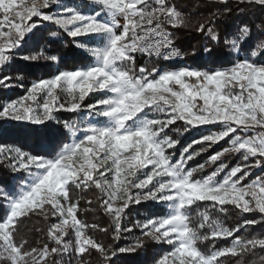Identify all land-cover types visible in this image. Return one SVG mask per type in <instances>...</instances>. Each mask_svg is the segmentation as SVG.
Returning a JSON list of instances; mask_svg holds the SVG:
<instances>
[{"label": "snow or ice", "instance_id": "1", "mask_svg": "<svg viewBox=\"0 0 264 264\" xmlns=\"http://www.w3.org/2000/svg\"><path fill=\"white\" fill-rule=\"evenodd\" d=\"M207 2L227 4L229 0ZM234 2L264 7V0ZM87 3L95 6L92 13L70 6L58 11L61 0H0V69L43 24L55 26L74 42L85 37L102 40L95 47L74 43L94 62L33 83L24 96L0 107V121L41 126L53 121L55 113L82 111L107 121L102 126L65 122L70 142L51 159L0 146V160L6 161L14 174L27 175L26 182L12 191L0 188V264H62L56 258L65 256L70 257L67 264H87L84 257L92 251L99 255L101 264H114L117 255L134 254L143 248L145 238L171 247L157 264H221L222 258L229 257L240 258L238 264H245L246 256L255 257L252 264H264V255L257 256V250L264 252V238L237 236L264 223V178L245 183L250 169L264 167V64L255 62L264 56V40L253 45L249 59L238 60L226 70L208 73L182 69L157 75L155 68L137 69L136 58H182L174 48L170 29L185 27L186 20L175 4L171 0ZM257 27L264 32V26ZM197 32L213 42L220 39L203 23ZM250 35L251 29L242 26L224 43L242 50ZM57 36V31L50 33L51 39ZM20 59L59 62L57 56H47L43 51ZM11 81V76L0 78V87H12ZM94 93L105 95L85 109L84 101ZM178 121L187 126L186 130L217 124L223 130L194 141L173 163L166 153L178 142L167 136V131ZM230 137V146L211 156L208 164L216 165L228 154H242V166L225 173L227 165L220 164L207 177L194 179L205 166L186 170L187 165L208 149H192L216 145ZM89 188L100 193L99 206L112 218V239L119 241L136 228L142 235L135 242L106 249L87 235L89 229L109 231L78 219L80 200L73 199L72 189L86 192ZM145 202L166 204L167 215L137 221L134 228L125 227L126 210ZM198 205L205 207L199 209ZM225 206L242 215L259 214L261 219L243 221L229 230L213 216L225 214ZM192 209H196L195 214ZM31 215L58 220L46 233L51 247L46 244L26 250L27 241L16 243L19 222ZM70 233L72 241L66 240ZM217 240L230 241V245L216 249ZM210 241L208 254L201 252L198 245Z\"/></svg>", "mask_w": 264, "mask_h": 264}, {"label": "trees", "instance_id": "2", "mask_svg": "<svg viewBox=\"0 0 264 264\" xmlns=\"http://www.w3.org/2000/svg\"><path fill=\"white\" fill-rule=\"evenodd\" d=\"M177 7L178 11L184 16L186 26L180 29H170L174 37V46L183 57L186 66L206 69L207 71H214L216 68H226L234 65L236 60H243L242 53L249 54L253 45L257 41L264 40V32H261L257 26H264V7L254 4H239L234 0H229L227 4L209 3L207 0H171ZM81 10L93 12L95 7L88 6V4H81ZM214 21V23H209ZM206 24L212 27L219 35V41L213 42L206 34L198 33L197 27L200 24ZM242 26H248L251 29V35L243 44L241 56L235 58L230 46L224 43L225 38H232L238 33ZM58 32L55 39L50 38V33ZM32 42L24 51V55H33L43 51L47 56H57L58 63H51L40 60L37 62H25L20 58H15L12 63L3 69V77L11 76L13 87L10 90H0V100H13L17 97L23 96L27 89L34 83L40 80H47L63 71H74L88 67L93 63L92 58L88 57L84 52L74 47V43L83 42L88 44L90 40L87 38L77 39L75 42L67 37L62 31L56 29L53 25L39 28L32 34ZM208 49H211L209 52ZM258 63L264 64V56H258ZM136 67H147L149 69L155 68L157 75L161 72L174 70L182 67V64H171L161 60L147 59L145 57L136 58ZM21 76V80L16 77ZM101 94H93L85 100V107L96 103L102 99ZM82 113H60L57 115L55 122L49 121L46 124L36 127L34 125L23 124L15 121H1L0 122V145L14 146L21 151L28 152L32 155L44 156L45 158H53L56 153L62 148L65 143L70 142V136L64 129V123L82 124L80 118ZM89 114H86V119ZM153 114L148 113L151 117ZM183 122L178 121L171 126L167 131V136L172 140L177 141V146L169 150L168 155L172 161H177L182 151L196 140H201L204 137L219 133L223 130L222 125H206L197 128H190L186 130ZM231 137L216 145H196L192 149L195 151H202L207 148V151H202V154L195 160L188 163L186 170L198 168L204 165L203 172H197L194 179H202L210 175L220 164L227 165L225 173L234 167L243 164L242 154H228L217 162L216 165H209L208 160L211 156L224 151L230 146ZM255 161L249 160L248 163ZM251 175L245 183L254 180L257 177L264 175V167L250 169ZM225 173H222L217 180H221ZM16 181L11 169L5 162L0 161V186L10 190ZM73 199H79L78 219L85 225H96L98 228H107V233L97 230L89 229L87 235L92 239L102 244L106 249H119L127 247L129 244L136 241L141 232L134 228L137 221L143 223L149 218H156L164 216L166 209L163 206L154 204L152 202H145L140 205L131 206L126 210V218L124 220L125 227H133L134 231L131 233H124L119 241L112 239V218L106 215L100 208V193L95 188H89L86 192L78 189H72ZM88 200L93 203L89 205ZM205 205H198L197 208L203 209ZM196 209H192L195 214ZM3 210L0 209V214ZM223 215L213 213L214 218L221 221L224 227L229 230L236 227L243 221L261 219L259 214L242 215L238 210L231 206H225ZM49 218L45 221L42 217L31 215L23 218L17 227L15 240L17 244L27 241L25 244L26 250L32 248H41L44 245L51 247L48 238L47 230L55 222ZM243 239H250L252 237L264 238V223L258 224L255 227H248L237 233ZM73 239L70 233L66 240ZM144 247L138 249L134 254L117 255L114 259V264H157L158 260L163 257L164 253L169 250V246L164 244H156L145 238L143 241ZM212 242L200 244L198 247L200 251L208 254ZM216 249L228 247L230 241H215ZM264 255V252L257 250V256ZM57 257L56 259H59ZM255 257H244L245 264H252ZM87 264H101L100 257L95 251L86 254L84 257ZM240 258H222L221 264H238ZM69 258L63 264H67Z\"/></svg>", "mask_w": 264, "mask_h": 264}, {"label": "rangeland", "instance_id": "3", "mask_svg": "<svg viewBox=\"0 0 264 264\" xmlns=\"http://www.w3.org/2000/svg\"><path fill=\"white\" fill-rule=\"evenodd\" d=\"M81 4H88V6H91V7H95V6H93V5H91V4H89V3H87V0H61V4H60V7L57 9L58 11L59 10H63L64 8H66V7H68V6H70V7H73V8H75V9H77V10H79V11H81V12H83V13H85V14H88V13H91V12H89V11H83V10H81V8H80V5ZM50 14H55V13H50ZM36 22H38V21H36ZM39 23V22H38ZM49 25H51V24H43L40 28H43V27H47V26H49ZM55 27V26H54ZM33 34V33H32ZM32 34H30L28 37H26V41H25V43L23 44V46L20 48V49H18V50H16L13 54H12V59H11V62L8 64V65H10L11 63H12V61L15 59V58H20L21 56H25L24 55V51L27 49V47L31 44V42H32V38H33V35ZM85 38H87L88 40H90L89 41V43L88 44H86V46H92V47H95V46H100L101 44H102V40L100 39V38H98V37H85ZM77 39H80V38H77ZM77 43V42H76ZM80 50V49H79ZM230 50L233 52V54H234V56H235V58H237V57H240L241 56V52H240V50L238 49V50H233L231 47H230ZM81 51V50H80ZM242 57H243V60L244 59H249V55H247V53H242ZM258 58V57H257ZM257 58H256V60H255V62L257 63V64H263V63H258L257 62ZM238 60H236L235 61V63L237 62ZM94 62V61H93ZM234 63V64H235ZM7 65V66H8ZM233 66V65H232ZM232 66H229V67H226V68H216L214 71H207L208 73H213V72H215V71H218V70H226V69H228V68H230V67H232ZM5 68V67H4ZM3 68V69H4ZM3 69H0V78H3ZM182 69H186V68H178V69H174V70H169V71H166V72H174V71H179V70H182ZM63 72H65V71H63ZM161 73H165V72H161ZM160 73V74H161ZM53 78V77H52ZM51 79V78H50ZM48 80V79H47ZM35 83V82H34ZM12 85H13V83H12ZM13 87V86H12ZM12 87H10V88H7V89H4V88H2V87H0V90H10ZM31 87V86H30ZM29 87V88H30ZM26 94V93H25ZM24 94V95H25ZM94 94H101L103 97H104V93H94ZM23 95V96H24ZM91 95H93V94H91ZM90 95V96H91ZM22 96H20V97H17L16 99H13V100H9V99H6V100H4V101H1L0 100V107H2L5 103H8V102H12V101H15V100H17V99H19V98H21ZM102 97V98H103ZM87 99V98H86ZM61 102H63V97H61ZM83 107L86 109L87 107H85V101H84V105H83ZM60 113H64V112H59V113H55V119L52 121V122H55V120H56V118H57V115L58 114H60ZM79 114H80V112H79ZM86 114H88L86 111H84V113H82V117L80 118V120H81V123L82 124H93V125H97V126H102V125H104V124H106L107 123V121L106 120H103L102 118H98V117H87L88 119L87 120H85L86 119ZM142 116L144 115V114H141ZM89 116V115H88ZM4 121H6V122H10L11 120H4ZM1 122V121H0ZM16 122V121H15ZM19 123H23V124H27V123H24V122H19ZM29 125V124H28ZM35 126V125H34ZM42 126V125H41ZM36 127H40V126H36ZM0 146H2V145H0ZM4 147H14V146H7V145H5ZM14 148H16V147H14ZM166 155H168V153H166ZM169 156V155H168ZM170 159H171V157H170ZM172 160V159H171ZM0 161H2V162H5L6 164H7V162L6 161H3V160H0ZM176 162V161H175ZM174 161H173V163H175ZM8 166V165H7ZM148 170H145V172H147ZM14 174V173H13ZM14 176H16V181L14 182V184H13V186H12V188L10 189V190H8V191H12L13 189H16L19 185H22V184H24L25 182H26V180H27V175L25 174V173H15L14 174ZM261 178H264V175L263 176H260ZM141 178H143L142 177V175H141ZM0 188H3V189H5L4 187H1L0 186ZM5 190H7V189H5ZM152 203H154V204H157V203H155V202H152ZM158 205H160V206H163L165 209H166V213H165V215H167V213H168V206L166 205V204H158ZM133 206H135V205H133ZM159 217H162V216H159ZM159 217H156V218H159ZM58 222V220H56L54 223H57ZM53 223V224H54ZM142 235V234H141ZM140 235V236H141ZM72 240H74V236H73V239H71V240H68V241H72ZM133 242H135V241H133ZM132 244V243H131ZM131 244H129V245H131ZM128 245V246H129ZM165 245V244H164ZM168 246V245H167ZM171 251V247L169 246V250L168 251H166L165 253H164V255L165 254H167L168 252H170ZM163 255V256H164ZM66 258H69L70 259V257H68V256H65V257H63V258H59L60 260H62V264H63V262L64 261H66Z\"/></svg>", "mask_w": 264, "mask_h": 264}, {"label": "built area", "instance_id": "4", "mask_svg": "<svg viewBox=\"0 0 264 264\" xmlns=\"http://www.w3.org/2000/svg\"><path fill=\"white\" fill-rule=\"evenodd\" d=\"M175 50H177V48L174 46ZM179 52V51H178ZM180 54V53H179ZM137 57H145V56H137ZM180 57H182V55L180 54ZM147 59H155V60H161L163 62H166V63H171V64H182V67L181 68H186V69H191V70H198V71H202V72H207L206 69H202V68H196V67H190V66H186L184 61H183V57L182 58H177V59H172V60H168V61H165L163 59H160V58H156V57H152V58H148V57H145Z\"/></svg>", "mask_w": 264, "mask_h": 264}]
</instances>
